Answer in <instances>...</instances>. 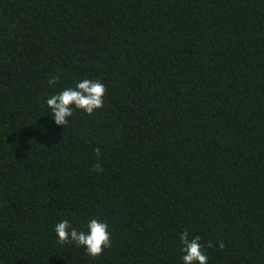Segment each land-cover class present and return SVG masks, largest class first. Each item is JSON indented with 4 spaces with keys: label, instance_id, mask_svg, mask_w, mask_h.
<instances>
[{
    "label": "trees",
    "instance_id": "obj_1",
    "mask_svg": "<svg viewBox=\"0 0 264 264\" xmlns=\"http://www.w3.org/2000/svg\"><path fill=\"white\" fill-rule=\"evenodd\" d=\"M83 79L103 107L57 126ZM92 218L102 255L57 242ZM185 229L264 264V0H0V264H183Z\"/></svg>",
    "mask_w": 264,
    "mask_h": 264
},
{
    "label": "clouds",
    "instance_id": "obj_2",
    "mask_svg": "<svg viewBox=\"0 0 264 264\" xmlns=\"http://www.w3.org/2000/svg\"><path fill=\"white\" fill-rule=\"evenodd\" d=\"M60 80L59 76L48 80L50 86H54ZM106 86L99 80L83 79L76 83L75 87L66 88L50 96L46 100V105L50 109V114L57 126L68 124V118L73 115L74 108L83 110L88 115H92L97 109L104 105V96ZM97 157L100 155V149H95ZM92 171L102 172L100 163L92 166ZM86 231H80L73 227L68 220H62L55 225V233L58 237L57 242L60 245L75 244L77 247H83L86 254L92 259L102 255L104 249L111 247V234L108 230V224L96 218L89 220L86 225ZM181 251L183 264H208V256L204 252V246L200 243V236L190 237L189 231L185 229L180 233ZM209 247L212 243L209 242ZM224 241L219 242V248L223 250Z\"/></svg>",
    "mask_w": 264,
    "mask_h": 264
}]
</instances>
